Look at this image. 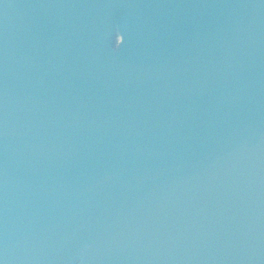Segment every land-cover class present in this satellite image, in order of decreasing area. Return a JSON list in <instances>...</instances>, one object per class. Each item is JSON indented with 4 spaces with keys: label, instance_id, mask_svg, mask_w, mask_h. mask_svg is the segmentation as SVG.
<instances>
[{
    "label": "water",
    "instance_id": "obj_1",
    "mask_svg": "<svg viewBox=\"0 0 264 264\" xmlns=\"http://www.w3.org/2000/svg\"><path fill=\"white\" fill-rule=\"evenodd\" d=\"M0 264H264V0H0Z\"/></svg>",
    "mask_w": 264,
    "mask_h": 264
},
{
    "label": "rangeland",
    "instance_id": "obj_2",
    "mask_svg": "<svg viewBox=\"0 0 264 264\" xmlns=\"http://www.w3.org/2000/svg\"><path fill=\"white\" fill-rule=\"evenodd\" d=\"M116 39H119V37L117 36Z\"/></svg>",
    "mask_w": 264,
    "mask_h": 264
}]
</instances>
